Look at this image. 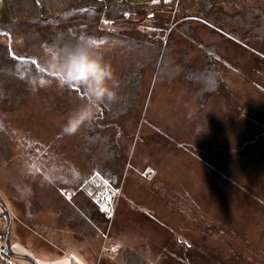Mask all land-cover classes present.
Masks as SVG:
<instances>
[{
  "label": "rangeland",
  "instance_id": "1",
  "mask_svg": "<svg viewBox=\"0 0 264 264\" xmlns=\"http://www.w3.org/2000/svg\"><path fill=\"white\" fill-rule=\"evenodd\" d=\"M7 2L19 12L10 44L18 58L30 46L45 64L40 48L52 36L63 43L67 28L72 40L89 30L99 37L88 40L111 64L115 84L131 64L141 84L124 112L118 113L122 92L115 86L111 105L106 101L68 134L76 93L49 71L30 74L32 65L5 61L15 74L0 75L3 230L8 218L38 233L74 237L77 247L87 239L91 264H264V22L261 36L235 38V24L212 16L219 9L234 16L248 5L264 8V0H215L214 9L199 0H140L146 7L124 6L132 9L126 20L118 8L104 12L97 27L34 22L68 0H41L36 14L34 0ZM144 34L161 49L143 48ZM123 37L137 42L130 48ZM158 51L163 56L154 58ZM19 145L36 153L24 156ZM84 175L115 190L110 213L85 182L76 183ZM13 238L11 228L14 254ZM74 261L87 264L83 257Z\"/></svg>",
  "mask_w": 264,
  "mask_h": 264
},
{
  "label": "trees",
  "instance_id": "2",
  "mask_svg": "<svg viewBox=\"0 0 264 264\" xmlns=\"http://www.w3.org/2000/svg\"><path fill=\"white\" fill-rule=\"evenodd\" d=\"M3 1H4V6L0 8V39H1L0 42H5V44H7V47H0V75H3V77L6 76L7 74L14 75L15 72L8 67L13 66V65H18L19 62L32 65L33 69L27 70L26 71L27 73L38 74V75L40 74L39 76L43 75L44 73H48V69H46L47 67L46 64H44L43 62H39L37 60V57L36 55H34V51L30 48V46H25L26 48L25 50L24 49L22 50L21 56L23 57L21 58H18L17 56H15L14 52L10 49V44H12L13 39H14L13 35L16 32V28H18V25H17L18 21H15V19H17V14H19V12L12 5L11 2H7V0H3ZM68 1H69L68 5H62L55 9L48 8L47 13L49 14V16L48 17H44V16L36 17L33 19L35 20L34 22L36 24L41 25L42 27H48L49 25H52L51 24L52 22L53 23L63 22L62 24H67L69 22L79 20L86 27L89 24H93L94 27H97L100 21L98 19L100 16L103 15L104 12L114 11L115 9L120 8L123 10L122 16H120L121 21H122L123 19L125 20L127 19V17H125L127 12H125L124 6H129L126 8H137V9L146 7V4H144V2H140V0H137V2L138 1L139 2L136 5L133 4L132 0H105V1L68 0ZM199 1L202 3L204 2V4L206 5L208 9H214L213 5H214L215 0H199ZM34 3H35V7H32L31 11L32 13L36 14L37 11H39L42 7H44V5H41V0H34ZM36 7H39V8H36ZM45 9H46V5H45ZM131 10L132 9L128 10L127 15L131 14L130 12ZM219 14L225 17V19L229 21L230 23L235 24V28L234 30H232V37L238 38L243 32L245 33L243 36H245L246 38L249 36H261V31H262L261 26L264 22V8L262 4L248 5L242 8V10L234 16L224 13L221 11V9H219L218 11L215 10V13L212 16L217 17V15ZM118 17L119 16H115L114 18H118ZM25 33L29 34L30 32L26 31ZM33 34H34L33 36L36 35L35 33ZM71 35H73L72 31L69 28H67L65 31L64 41L72 40ZM85 35L87 39L90 37L92 41H95V42L99 41V37L97 38L95 34L91 33V35H89V30H87V33ZM144 36L146 38V42H140V44L144 46L143 48L147 47L148 45H151V46H155L151 51H156L158 49H161V47H157V45L149 39V36L147 34H144ZM123 38H124L123 42L126 43L125 45H127L130 48H131V44H136L137 42V40L133 38H127V37H123ZM54 43H57V44L61 43L60 37L58 35L52 36L50 42L46 44L51 45ZM28 44H30V42ZM31 44H39V43L37 42L36 39H34ZM49 45H43V46L47 48ZM40 49L42 51L44 50V48H40ZM159 56L161 57L163 56L161 51H158V53L154 55V58L159 57ZM7 59H9L10 64L9 66H4V63ZM34 61L36 63H33ZM18 69L24 70V68L21 66H19ZM137 69L139 72V68H137V66L133 64L128 65L125 69V72H124L125 74L122 75V79L118 81V86L115 84V86H117L118 91L122 92V94H119V97H118V99L120 100V104L118 105V107L121 108V110H119L118 113L124 112V110L128 107V105L132 104L133 98L136 99L138 97L137 91H138V88H140L141 81L139 80L138 85H137V80L138 78L140 79V77L138 76V72H136ZM35 70H37L38 73H35ZM53 75H56V74L53 73ZM213 78L215 79V76ZM32 81H36V80H32ZM209 82H210V79L209 80L204 79L205 85ZM0 84H2L1 81H0ZM62 84L65 85L66 88L70 90V92L76 93V95L79 97V93L73 89H70L69 84H65V83H62ZM217 85H218V79L217 81L214 80V83L212 86H215L216 88ZM114 103H115V100H114ZM103 104L109 105L110 101H109V104L106 102ZM30 146L31 145H27V146L19 145L20 149L23 152H25V154H23L24 156L28 157L36 153V150L31 148ZM37 154H39L38 150H37ZM104 176H106V174H104ZM86 179L87 178L84 175L83 177L76 180V183L80 185L83 182H85ZM89 227L93 228L94 226L91 224ZM96 231L97 230H94V232Z\"/></svg>",
  "mask_w": 264,
  "mask_h": 264
},
{
  "label": "clouds",
  "instance_id": "3",
  "mask_svg": "<svg viewBox=\"0 0 264 264\" xmlns=\"http://www.w3.org/2000/svg\"><path fill=\"white\" fill-rule=\"evenodd\" d=\"M42 57L48 71L56 74L54 77L61 83L75 85L84 94L68 117L66 133H74L67 131L73 121H79L78 130L95 118L103 103L115 97L114 69L86 37L51 44L43 50Z\"/></svg>",
  "mask_w": 264,
  "mask_h": 264
},
{
  "label": "crops",
  "instance_id": "4",
  "mask_svg": "<svg viewBox=\"0 0 264 264\" xmlns=\"http://www.w3.org/2000/svg\"><path fill=\"white\" fill-rule=\"evenodd\" d=\"M5 224L7 225L5 231L7 242L10 229H13V240L19 248L18 252H14L17 257L10 247L9 250L19 264H76L74 257H83L85 262L89 263L86 258H89L90 254L83 247L87 239L82 238L81 246L77 247L74 237L71 239L69 235L48 234L42 231L38 233L32 225L22 223L19 226L16 220L12 222L8 218ZM36 229L38 230V227Z\"/></svg>",
  "mask_w": 264,
  "mask_h": 264
},
{
  "label": "built area",
  "instance_id": "5",
  "mask_svg": "<svg viewBox=\"0 0 264 264\" xmlns=\"http://www.w3.org/2000/svg\"><path fill=\"white\" fill-rule=\"evenodd\" d=\"M91 180L93 182H91ZM85 181V188L93 193H96L94 196V201L99 203L98 206L101 207V210L107 213H110V207H113L115 202V190L108 186H100L94 179H90ZM84 184V185H85ZM94 195V194H93ZM2 215L0 214V264H19L15 257L11 254L9 250V245L7 242V236L5 230L2 228Z\"/></svg>",
  "mask_w": 264,
  "mask_h": 264
},
{
  "label": "snow or ice",
  "instance_id": "6",
  "mask_svg": "<svg viewBox=\"0 0 264 264\" xmlns=\"http://www.w3.org/2000/svg\"><path fill=\"white\" fill-rule=\"evenodd\" d=\"M156 2L157 0H153V3H156ZM92 43H95V41H92ZM33 63H36V62L34 61ZM41 83H45V81L41 80ZM69 88L79 93V100H82L84 98V94L75 85L69 83ZM78 123L79 121H73L72 125L67 129V131L75 132L77 130Z\"/></svg>",
  "mask_w": 264,
  "mask_h": 264
}]
</instances>
